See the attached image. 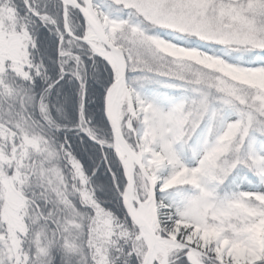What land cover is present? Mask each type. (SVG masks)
Returning a JSON list of instances; mask_svg holds the SVG:
<instances>
[{
  "label": "snow or ice",
  "instance_id": "1",
  "mask_svg": "<svg viewBox=\"0 0 264 264\" xmlns=\"http://www.w3.org/2000/svg\"><path fill=\"white\" fill-rule=\"evenodd\" d=\"M0 264H264V0H0Z\"/></svg>",
  "mask_w": 264,
  "mask_h": 264
}]
</instances>
